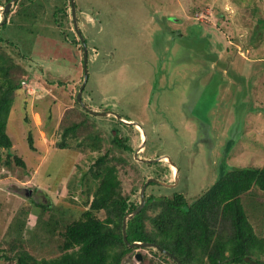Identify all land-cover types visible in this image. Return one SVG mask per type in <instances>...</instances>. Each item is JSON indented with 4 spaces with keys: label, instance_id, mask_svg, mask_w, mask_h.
<instances>
[{
    "label": "rangeland",
    "instance_id": "374dc122",
    "mask_svg": "<svg viewBox=\"0 0 264 264\" xmlns=\"http://www.w3.org/2000/svg\"><path fill=\"white\" fill-rule=\"evenodd\" d=\"M66 1L63 25L54 21L60 1L42 0L35 15L26 3L24 19L12 4L0 30L1 51L16 64L11 77L19 84L7 120L10 152L25 161V168L0 165V255L9 258L0 264H16L23 249L37 258L58 254L62 228L47 227L54 225L46 221L49 212L35 204L88 207V170L107 150L134 203L143 184L145 197L181 193L190 202L223 167L264 163V0H74L86 63ZM5 4L0 0V21ZM193 25L201 27L189 31ZM177 29L186 36L168 34ZM80 89L91 115L61 147L64 126L82 117ZM116 136L130 149L115 145ZM240 199L264 237V192L253 188ZM224 222L217 221L218 231L228 227ZM144 255L151 253L134 249L121 264H141Z\"/></svg>",
    "mask_w": 264,
    "mask_h": 264
},
{
    "label": "trees",
    "instance_id": "16d2710c",
    "mask_svg": "<svg viewBox=\"0 0 264 264\" xmlns=\"http://www.w3.org/2000/svg\"><path fill=\"white\" fill-rule=\"evenodd\" d=\"M8 1L10 0H4L5 3ZM39 1L42 0H15V11L21 14L20 19L28 17L32 9L35 10V15L36 10L42 6ZM59 1L54 11V21L58 26L63 25L66 20L67 3L66 0ZM28 2L30 11L26 7ZM7 23L6 16L0 24V30L5 29ZM196 26L200 25L189 27V31H193ZM168 34L184 38L187 33L177 29ZM2 40L0 36V42ZM80 49L83 53L82 45ZM15 66L11 57L0 48V165L12 168L14 162L17 167L25 168V161L10 152L13 143L7 133L13 93L19 86L11 77ZM75 102L82 117L70 119V123L64 126L59 143L61 147L66 146V138L74 136L91 115L83 101L80 103L75 98ZM24 109V120L28 123L27 104ZM92 138V148H99L98 135L94 134ZM27 141L29 147L35 150L30 130L27 132ZM112 141L121 148L130 149L117 136ZM222 170V174L190 202L181 193H173L171 196L148 195L144 196L143 207L132 213L139 203L130 202L129 193L122 190L117 166L110 162L107 150L89 167L92 180L87 183L86 194H90L92 183L93 190L88 207L80 210L67 207L60 211L56 207L35 204L44 212H49L46 221L50 220L54 225L46 223L47 227L55 230V226L60 225L62 228L59 233L62 242L58 245V254L49 258H37L23 249L16 253L14 261L16 264H121L124 257L134 250L128 244L142 241L155 243L171 255L154 246L146 247L151 255H144L141 264H251L250 260L264 264L260 262L264 256V237L256 233L240 199L241 195L251 192L253 188L264 192V163L261 166L223 167ZM87 174L84 172L80 177L83 183H86ZM149 183L154 184L155 180ZM100 210L104 211L103 218L98 215ZM129 214L131 215L127 216ZM125 216L128 243L124 240L122 231ZM220 219L228 226L224 231H218L216 227ZM18 225L22 226V223ZM1 258L9 259L6 255H0Z\"/></svg>",
    "mask_w": 264,
    "mask_h": 264
},
{
    "label": "water",
    "instance_id": "95a60500",
    "mask_svg": "<svg viewBox=\"0 0 264 264\" xmlns=\"http://www.w3.org/2000/svg\"><path fill=\"white\" fill-rule=\"evenodd\" d=\"M15 0H10L8 1L4 8H3V12H2V16H3V19L6 17V14H7V11L9 10V8L12 6V4H14ZM70 9H71V15H72V22H73V27H74V30H75V33L77 34L80 42L82 43V47H83V52H84V63H86V55H87V50H86V42L84 40V37L80 31V29L78 28V25H77V22H76V18H75V5H74V0H70ZM1 24V23H0ZM85 79L86 80V75H87V72H86V69H85ZM80 93H81V89L79 90V92L77 93V100L78 102L82 103L81 99H80ZM92 113L94 114H102V113H98V112H95V111H92ZM119 116V115H117ZM126 122V121H124ZM168 159V158H167ZM169 160V159H168ZM170 161V160H169ZM170 163H172L170 161ZM150 182V181H154V179H148L147 182ZM144 186L145 184L143 185V187L141 188L140 190V203L138 205V207L132 212V213H135L136 211L140 210L144 203H145V198H144V195H143V191H144ZM131 213V214H132ZM131 214L127 215V216H130ZM125 216L123 218V224H122V231H123V238L124 240L127 242V239H126V233H125V226H126V217ZM128 243V242H127ZM130 247H136V246H155L156 248H158L159 250L163 251L165 254H168V255H171V253L165 249H163L162 247L156 245L155 243H152V242H138V241H134L132 243H129L128 244ZM136 258L138 260H141V255L139 253L136 254Z\"/></svg>",
    "mask_w": 264,
    "mask_h": 264
},
{
    "label": "clouds",
    "instance_id": "9594fccd",
    "mask_svg": "<svg viewBox=\"0 0 264 264\" xmlns=\"http://www.w3.org/2000/svg\"><path fill=\"white\" fill-rule=\"evenodd\" d=\"M4 20V19H3ZM3 21H0V23H2ZM138 242H142V241H138ZM146 247H150V246H136V247H133L134 249H138V248H146ZM155 247V246H154ZM168 255V254H167Z\"/></svg>",
    "mask_w": 264,
    "mask_h": 264
},
{
    "label": "bare ground",
    "instance_id": "6f19581e",
    "mask_svg": "<svg viewBox=\"0 0 264 264\" xmlns=\"http://www.w3.org/2000/svg\"><path fill=\"white\" fill-rule=\"evenodd\" d=\"M166 160H168V159L166 158ZM171 166H172V164H171Z\"/></svg>",
    "mask_w": 264,
    "mask_h": 264
},
{
    "label": "built area",
    "instance_id": "2783aa9c",
    "mask_svg": "<svg viewBox=\"0 0 264 264\" xmlns=\"http://www.w3.org/2000/svg\"><path fill=\"white\" fill-rule=\"evenodd\" d=\"M22 84H24V82L22 81Z\"/></svg>",
    "mask_w": 264,
    "mask_h": 264
}]
</instances>
